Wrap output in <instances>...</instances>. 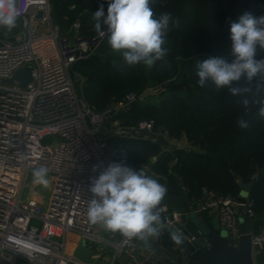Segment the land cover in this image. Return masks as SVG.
<instances>
[{
	"label": "built area",
	"instance_id": "obj_1",
	"mask_svg": "<svg viewBox=\"0 0 264 264\" xmlns=\"http://www.w3.org/2000/svg\"><path fill=\"white\" fill-rule=\"evenodd\" d=\"M17 7V27L11 31L0 27V264H146L152 253H141L135 239L121 236L112 241L102 226L89 222V188L92 179L114 163L108 151L110 138L154 143L161 132L167 139L165 133L147 120L121 127L115 116L140 99L133 92L97 110L76 91L73 65L104 42L106 26L101 33L81 36L75 24L74 35L67 37L52 23L50 0H17ZM24 67L31 69L32 79L23 88L13 76ZM159 155H152L141 168L159 177L150 169ZM40 166L49 170L47 200L24 193ZM253 204L248 197L239 204L230 196H209L196 203L194 213L216 219L234 247L242 217L251 233L252 254L261 255L264 264V235L251 230ZM162 217L165 225L183 232L184 214L164 207ZM187 239L199 251L210 247L200 233ZM82 242L91 249L89 263L73 255Z\"/></svg>",
	"mask_w": 264,
	"mask_h": 264
},
{
	"label": "trees",
	"instance_id": "obj_2",
	"mask_svg": "<svg viewBox=\"0 0 264 264\" xmlns=\"http://www.w3.org/2000/svg\"><path fill=\"white\" fill-rule=\"evenodd\" d=\"M101 4L107 14L108 0H58L52 14L54 25L61 35L72 37L71 25L77 21L78 35H90L92 15ZM150 7L154 18L163 13L172 17L165 44L167 65L157 61L151 68L128 66L121 54L109 52V33L96 52L73 65L71 77L74 81V72H79L85 78L83 97L97 110L112 100H122L126 92L140 98L153 90L154 94L137 100L116 117L124 123L153 121L156 130L172 139L185 138L190 148L168 150L150 141L121 140L114 145L122 147L125 156L115 157L114 162L133 168L160 153L156 164L150 166L159 177L144 172L166 186L162 204L169 209L203 200L206 195L237 198L241 192L238 180H253L247 194L254 203L251 230L260 233L264 227V118L258 110L264 106V93L248 94L246 109L239 103L241 97L227 89L217 91L211 81L201 87L196 65L208 56L229 57L231 23L246 12L264 16V0H150ZM260 57L264 51L258 50ZM241 118L249 122L248 129L238 126ZM113 140L110 138L109 144ZM165 238L175 243L169 233Z\"/></svg>",
	"mask_w": 264,
	"mask_h": 264
},
{
	"label": "clouds",
	"instance_id": "obj_3",
	"mask_svg": "<svg viewBox=\"0 0 264 264\" xmlns=\"http://www.w3.org/2000/svg\"><path fill=\"white\" fill-rule=\"evenodd\" d=\"M19 15L17 0H0V27L8 31L16 28ZM92 19L97 33L107 27L112 50L120 53L128 66L143 64L151 68L157 61L167 65L169 50L165 44L172 17L163 13L154 18L150 0H108L107 14L101 4ZM230 33V58L213 55L199 62L198 84L203 87L211 81L217 91L227 89L241 97L239 103L247 109L248 94L264 93V57L258 58V50L264 51V16L257 18L247 12L239 15L231 23ZM258 115L264 118V106ZM238 126L248 129L250 124L241 118ZM48 171L46 166L34 169L33 182L46 188ZM89 191L92 198L87 217L92 225L119 232L129 241L137 240L142 252H154L151 240L159 238L165 228V185L146 175L143 168L137 171L114 162L92 179ZM171 239L177 245L182 242L178 233H172Z\"/></svg>",
	"mask_w": 264,
	"mask_h": 264
},
{
	"label": "water",
	"instance_id": "obj_4",
	"mask_svg": "<svg viewBox=\"0 0 264 264\" xmlns=\"http://www.w3.org/2000/svg\"><path fill=\"white\" fill-rule=\"evenodd\" d=\"M38 14L37 17H39ZM88 53H80L78 56H86ZM14 80H17L21 87H26L27 84L31 81V69L29 67H24L17 70L13 76ZM7 84H11L12 80H7ZM101 133H104V128H99ZM154 143L164 149L174 150L176 148L183 147H175L169 140H167L162 132L158 134L155 138ZM117 155L119 157H123V152L118 151ZM253 180L249 183H244L241 180L238 181V185L241 188V192L237 198V202L239 204L244 203L245 198L249 190L253 185ZM239 241L237 247L231 246L228 243L226 233L219 229L217 225H215L211 229H205L201 232V235L205 237V239L209 242L210 247L206 250L199 251L195 245H193L187 239V236L178 231L176 228L165 225L164 230L168 231L171 235L172 233H178L181 238L180 245L184 248L185 252L188 254L190 258L189 264H206L208 262H218L223 261L226 264H254L253 254H252V242H251V233L247 226L243 223L242 217L239 218ZM73 255L81 260L84 263L90 262L91 249L88 246L87 242H82L76 249L73 251Z\"/></svg>",
	"mask_w": 264,
	"mask_h": 264
},
{
	"label": "crops",
	"instance_id": "obj_5",
	"mask_svg": "<svg viewBox=\"0 0 264 264\" xmlns=\"http://www.w3.org/2000/svg\"><path fill=\"white\" fill-rule=\"evenodd\" d=\"M171 142V141H170ZM181 147V146H180ZM184 148V147H183ZM240 181V180H238ZM209 196H205L206 199ZM37 198L41 199V197ZM238 198V197H237ZM43 199V198H42ZM199 201L189 202L187 205H177L169 209L166 204H162L163 207L167 208L168 211L176 210L185 215L182 222L180 223V228L183 230V233L186 236L199 234V229L195 226V223H200L201 226L206 229L213 228L216 223L214 218L210 217L207 213H194V209L196 203ZM104 232H106V237L110 238L112 241L118 240L122 235L119 232L112 233L103 228ZM166 231V230H165ZM169 233L166 231L163 236L159 238H153L151 240V246L154 249V252H151V256L146 257V264H189L190 258L188 254L185 252L184 248L176 243H169V240L165 238V234ZM264 235V227L261 232ZM201 234V233H200ZM136 245H138V250L141 253H147L148 251H141L139 242L135 240ZM201 241H199V244ZM254 264H263V260L261 255L253 256Z\"/></svg>",
	"mask_w": 264,
	"mask_h": 264
},
{
	"label": "rangeland",
	"instance_id": "obj_6",
	"mask_svg": "<svg viewBox=\"0 0 264 264\" xmlns=\"http://www.w3.org/2000/svg\"><path fill=\"white\" fill-rule=\"evenodd\" d=\"M50 2H51V6H52V14H54V12H55V10L57 11V6H56V4H57V2H58V0H50ZM70 9H72L73 8V6H70L69 7ZM51 20H52V22H53V24H54V22H55V19H54V15H52V18H51ZM75 24H79L77 21L76 22H74L71 26V28H73V25H75ZM88 26V25H87ZM91 26V25H90ZM89 26V27H90ZM70 29V28H69ZM95 31V29H94V27H90V32L89 33H93ZM99 50V49H98ZM96 52V51H95ZM109 52L111 53V54H120V53H118V52H114L112 49L111 50H109ZM74 81H75V84H76V86H75V88H76V91L77 92H79L78 94H80L82 97H83V94H84V84H85V78L79 73V72H74ZM163 86V85H162ZM163 88H165V85L163 86ZM131 91H129V92H126L125 94H127V93H130ZM83 93V94H82ZM148 94H154V92H153V90H147V91H145V93L140 97V99H143L145 96H147ZM115 101L114 100H112V102L110 103V104H112V103H114ZM129 109V108H128ZM127 109V110H128ZM127 110H125L124 111V113L127 111ZM116 117V116H115ZM119 120V123H120V125H121V127H125V128H129V127H134V126H136L139 122H141V121H146V119H141V120H138L136 123L134 122V123H124V122H121V118L120 119H118ZM147 121H150V120H147ZM163 133H165V136L167 137V139L169 140V141H171V143L173 144V145H175V147H184V148H190L189 146V143L186 141V139L185 138H183V137H181V138H179V139H172V138H169L168 136H167V134H166V132H164L163 131ZM116 141H121V140H119V139H115V140H113L112 142H111V144H109V148H108V151H109V154H110V157H111V160L112 161H114V158L115 157H118L117 156V154H116V151H120L121 150V152L123 151V148L122 147H119V146H115L114 145V143L116 142ZM50 142V139L49 138H47L46 140H45V143H49ZM124 156H125V153H124ZM123 156V157H124ZM150 158L151 157H149V159L147 160V162L146 163H144V162H138L137 164H136V166L135 167H133L132 169H134V170H137V171H139V170H141L140 168V166H146L147 164H148V162H149V160H150ZM146 175H148L147 173H146ZM149 176V175H148ZM151 176V175H150ZM149 176V177H150ZM154 178V177H153ZM158 178V177H157ZM47 179L49 180V184H48V186L45 188L43 185H39V184H35L34 182H33V180H34V177H32L31 178V181H30V183L28 184V186L25 188V190H24V193L25 194H27V195H29V194H33V195H36V196H38V197H41V198H43V200H47L48 199V197H49V193H50V188H51V181H50V177L47 175ZM154 179H156V178H154ZM214 221H215V223H216V225L218 226V222L216 221V219H214ZM195 226L198 228V229H200L201 230V232L203 231V230H205L206 228L205 227H203V226H201V224L200 223H195ZM69 241H70V243H71V241H72V238L70 237L69 238ZM70 247V246H69Z\"/></svg>",
	"mask_w": 264,
	"mask_h": 264
}]
</instances>
